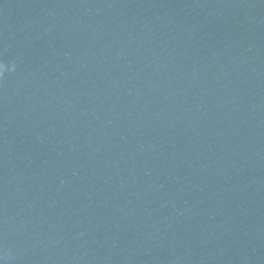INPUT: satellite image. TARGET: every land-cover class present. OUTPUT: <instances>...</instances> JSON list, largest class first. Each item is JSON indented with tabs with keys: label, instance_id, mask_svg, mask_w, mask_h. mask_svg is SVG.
Wrapping results in <instances>:
<instances>
[{
	"label": "water",
	"instance_id": "obj_1",
	"mask_svg": "<svg viewBox=\"0 0 264 264\" xmlns=\"http://www.w3.org/2000/svg\"><path fill=\"white\" fill-rule=\"evenodd\" d=\"M0 65V264H264V0H0Z\"/></svg>",
	"mask_w": 264,
	"mask_h": 264
},
{
	"label": "clouds",
	"instance_id": "obj_2",
	"mask_svg": "<svg viewBox=\"0 0 264 264\" xmlns=\"http://www.w3.org/2000/svg\"><path fill=\"white\" fill-rule=\"evenodd\" d=\"M8 71L11 72L12 71V67L10 66L8 68ZM4 74V67L3 65H0V76H2Z\"/></svg>",
	"mask_w": 264,
	"mask_h": 264
}]
</instances>
